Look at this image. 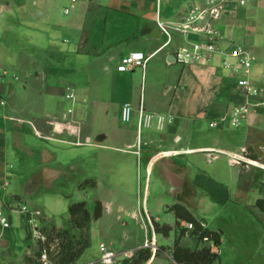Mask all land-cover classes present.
<instances>
[{"label":"crops","instance_id":"0c3cea01","mask_svg":"<svg viewBox=\"0 0 264 264\" xmlns=\"http://www.w3.org/2000/svg\"><path fill=\"white\" fill-rule=\"evenodd\" d=\"M238 1L226 0L221 17L211 22L218 34L216 54L207 62L181 66L174 62L175 52L196 42H205L206 39L193 32L185 35L174 33L170 44L163 47L165 39L157 28V20L174 26L181 24L185 21L187 12L204 7L205 0H0V13L9 12L15 22L26 29L27 38L33 39L31 43H27L28 48L18 50V57L11 67L0 70V95L8 94L15 104L13 99L16 90L13 83L20 79L18 67L24 81L18 91H22L21 93L26 92L29 79L42 82L40 73L43 67L47 70L42 73L43 77L50 73L49 70L75 72L79 69L78 64L84 67L82 63L100 68L110 80V89L120 103V121L121 109L125 104L133 109L129 123L134 124L137 145L131 156L136 157L140 167L138 173L144 169V204L147 205L151 198L163 202L167 209L173 205H181L207 228L203 219L194 217L193 208L197 200L208 197L223 206H239L243 201H248L249 206H244V210H241L244 218L241 217L242 214H238L239 224L232 230L229 248L214 247V254L218 255L220 264H264V213L255 208V202L264 199V107L247 116L239 128H234L229 123L232 110L245 102L244 92L238 87V81L246 80L253 88L262 91L256 101L264 98V0H244V6H240ZM65 10L69 12L65 14ZM18 40L16 33L13 41L17 43ZM40 44L45 45L41 50L38 48ZM234 49L241 50L252 60L248 75L242 72L239 62L229 58L230 51ZM132 53L153 55L144 73L138 69L118 73L116 66L119 61ZM38 59L45 63L39 65ZM27 61H31L35 67L32 72L22 71ZM135 71H140V89L136 87L135 78L138 74ZM159 71L163 73L160 83ZM171 74L175 76L174 79L167 77ZM158 84L164 90L163 97L167 100L164 114L152 111L153 104L146 97V87L148 96H152ZM89 90L88 82L78 80L76 84L66 87L64 97L66 99V95L71 94L73 99L70 100L80 109V106L88 102ZM140 100L145 113L150 116L151 126L138 132L136 111ZM2 104L5 102L1 101L0 106ZM15 107L16 105H12L11 112L8 110L4 119L7 123L15 122L8 115ZM67 119L64 115L63 120ZM158 119L162 120L161 124L157 123ZM32 120V123L29 121V126L34 130L35 136L54 140L53 135L49 134V126H55L57 131L60 126L57 121L44 122L39 113ZM203 120H207L208 128L210 124H214L213 128H209L214 133L210 138L205 137L204 142L193 144L190 140L192 129L197 122ZM19 130L16 125L0 126V203L11 224L8 230L0 231V264H24L25 256L32 252L26 241L28 234L24 217L19 214L14 225L8 215L11 210L16 213V202L19 201L22 205L18 196L6 192L9 178L6 168L11 166L8 167L4 162L7 139H14L16 146L20 147L22 144L19 142ZM143 132L145 138L142 143ZM80 133L64 135L74 138L72 144L76 147L91 146L92 137L86 132H82V135ZM107 138L102 136L100 141L96 138L95 141L105 142ZM32 152L29 149L28 153ZM197 158L204 159L208 165L217 163L223 166L208 172L200 169ZM224 165L231 166L232 170H228V175L222 173ZM154 169L158 175V183L151 189L150 176ZM139 177L141 176L138 174V180ZM119 188L117 220H121L120 215L123 214L135 223L143 221L140 213L137 214L134 210L130 213L123 207L129 202L126 199L127 191L122 184ZM163 193L169 201L159 199ZM143 216L144 221L146 218L153 221L147 209ZM172 216L174 225H164L175 229L176 239L178 230L176 219L173 214ZM156 221L157 219L153 222ZM185 224L181 222L179 228H184ZM42 226L45 227L43 223ZM143 226L145 235L138 233L132 237L125 230L128 225L121 222L123 234L117 245L113 241H100L97 248L92 249L89 241L88 249L75 264H98L99 245L102 243L114 253L115 261H121L127 253L133 254L141 249L148 234L147 224ZM20 233L23 241L19 239ZM183 238L194 240L189 236V231L180 239V246L190 250L202 247L196 245L191 249L183 246ZM155 239L158 251L145 264L169 263L167 261L175 264L171 258L174 242L168 247L158 244L156 234ZM203 246L211 248L213 245L205 243ZM160 259L166 260L159 261Z\"/></svg>","mask_w":264,"mask_h":264},{"label":"rangeland","instance_id":"374dc122","mask_svg":"<svg viewBox=\"0 0 264 264\" xmlns=\"http://www.w3.org/2000/svg\"><path fill=\"white\" fill-rule=\"evenodd\" d=\"M16 33L19 37L17 43L13 41V36ZM32 41L33 39L27 38L26 29L17 24L9 12H1L0 70L4 67H11L18 57V50L28 48L27 43ZM44 47L43 44L38 46L40 50ZM38 61H40L39 65L45 63L42 59H38ZM82 64L84 67H80L78 64L79 69L75 72L49 70L50 73H46L45 77L42 76V73L47 70L43 67L40 73L42 82L29 79L26 92L23 93H21L22 91L18 92L24 85L23 74L18 67L20 79L17 83H13V88L16 90V96L13 99L15 104L12 103L8 94L0 95V102H5L0 106V126L16 125L17 129L20 128L19 142L22 143L19 147L16 146L14 139H7L5 145L4 162L8 167L11 166L6 168V173L9 176L6 192L18 196L22 200V205L38 210L47 231L52 225L55 228H69L68 209L71 204L85 202L87 209L92 213L94 202L100 201L104 207L102 219L98 222L93 221L89 229L90 248L92 249H96L100 241H113L117 245L123 234L121 222L128 225L125 230L132 237L138 233L144 236L145 227L143 225L147 224L146 232L148 234L146 237L149 238L152 235V230L148 229L150 226H148L147 218L144 221L145 209L153 221L157 219L156 224L159 226L174 225L175 220L172 214L168 213V209L163 206V202H157L150 198L147 205L144 204V169L142 168L138 173L140 167L136 162V157L131 156L136 151L137 145L134 124H124L120 121V103L118 98L113 95V90L110 89V80L101 72V69L90 66L88 63ZM34 69L31 61H27L22 71L32 72ZM135 72L138 74V77L135 78L137 80L136 87L140 89V71ZM162 74V72H158V83L162 81ZM167 77L174 79L175 76L171 74ZM78 80L90 84V90L87 93L88 102L80 106V109L73 101L66 100L64 97L66 87L72 83L76 84ZM54 89L55 92H53ZM147 89L148 87H146V97L153 104L151 110L164 114L167 109V100L163 97L162 87L159 84L156 85L152 96H148ZM75 94L78 93L75 92ZM12 105H16V107L8 115L15 122L7 123L4 119ZM37 113L44 122L57 121L60 124L57 131H55V126H49V134L53 135L54 140H46L34 135L29 121L32 123V118ZM64 115L68 117L67 121L63 120ZM196 124L190 137L193 144L204 142L205 137L210 138L214 133L213 130H209L207 120ZM75 132H81V135L82 132H86L90 135L93 139L92 145L84 147L73 145L75 139L68 138L67 135H74ZM151 135L153 136V134ZM102 136L108 137L105 142L95 141V138L100 141ZM144 138L145 132L142 133V143ZM29 149L33 151L30 154L28 153ZM197 160L200 163V169L208 172L215 167L223 166L217 163L208 165L202 158H197ZM224 166L222 173L228 175V170H232L231 166ZM125 168L127 171H123ZM138 174L141 176L139 180ZM92 182H94V186ZM157 183L158 175L154 169L150 176L151 189L155 188ZM121 184L127 191L126 199L129 201L123 207L130 213L133 210L137 214L140 213L143 221L139 220L138 223H135L123 214L120 215L121 220H117L116 210ZM159 199L164 202L169 201L164 193L160 195ZM20 205L21 203L18 201L14 207ZM244 206H249L248 201H243V204L239 206L235 204L223 206L208 197H203L196 201L193 214L195 218L203 219L208 230L222 233L220 249L222 247L229 248L232 230L239 224L238 214H242L241 210H244ZM8 215L15 225L19 217L18 212H9ZM241 217L244 218V215L242 214ZM153 221L150 220V223L153 224ZM156 237L158 244L170 247L175 240V229L170 231L167 238L159 235ZM19 239L23 241L22 233L19 234ZM181 241L183 246L191 249L197 245L192 239L183 238ZM28 244L32 248L31 254L38 251V244L32 241H28ZM57 244L58 241L51 244L50 252L53 253V256L56 254L54 249ZM135 253L130 255L133 257ZM159 256L163 257V255ZM132 257L115 261V264H121L124 260H130ZM161 260L166 259L159 261ZM167 262L169 263L165 264H171L170 261Z\"/></svg>","mask_w":264,"mask_h":264},{"label":"built area","instance_id":"2783aa9c","mask_svg":"<svg viewBox=\"0 0 264 264\" xmlns=\"http://www.w3.org/2000/svg\"><path fill=\"white\" fill-rule=\"evenodd\" d=\"M225 2L226 0H205L204 7L190 9L186 14L185 21L181 24H176L175 26L162 23L157 20V28L165 39L163 47L170 44L174 33L185 35L189 32H193L195 34L203 35L206 39L205 42H196L189 47L177 50L173 55L175 63L181 66L199 64L209 61V59L216 54L218 34L212 28L211 22L221 17ZM238 2L240 6L245 5L244 0H239ZM68 12L69 10H65V14ZM152 56L153 55L144 56L142 53L129 54L119 61L116 66V71L118 73H128L138 69L141 70L143 74L147 63ZM229 58L239 62L242 72L245 75H248L252 66V60L247 56V54L243 53L239 49H234L230 51ZM223 64L226 65V62ZM237 85L244 92L245 102L242 106L234 108L230 114L229 123L234 128L241 127L247 116L251 113L255 114L260 108L264 107V98L260 101L255 100L257 97L262 95V91L253 88L246 80L238 81ZM66 99H73V96L71 94L66 95ZM136 112L138 116V132L144 127H150V116L145 113V108L141 100ZM132 114L133 109L128 104H125L121 109L122 123L128 124L131 120ZM161 122V119L157 120L158 124H161ZM213 127L214 124L209 125V128ZM15 211L24 217L30 241L36 244H44L47 240V235L46 231H44V227L42 226L43 218L41 213L37 210L30 209L26 205L18 206ZM147 221L150 229L152 230V235L149 238H145L141 249L150 252L151 255H154L158 251L157 242L153 232V226L149 219H147ZM10 227L11 224L9 218L4 212L3 205L0 203V231H6ZM184 229L191 231L192 226L190 224H185ZM210 249L213 253L215 252L214 246H211ZM99 251L100 258L98 264H115V255L109 248L101 244L99 245ZM125 257L130 258L132 255L126 254ZM39 263L52 264L47 258L46 250L41 252Z\"/></svg>","mask_w":264,"mask_h":264},{"label":"trees","instance_id":"16d2710c","mask_svg":"<svg viewBox=\"0 0 264 264\" xmlns=\"http://www.w3.org/2000/svg\"><path fill=\"white\" fill-rule=\"evenodd\" d=\"M94 186V182H92ZM255 208L264 213V199L255 202ZM103 206L100 201L94 202L93 212H89L85 202H77L71 204L68 209L69 228L57 230L51 226L46 231L47 240L44 244H38V251L25 256L24 264H40L39 259L41 252L46 250L47 258L52 264H75L89 247V229L93 221L101 218ZM176 219V229L178 236L176 237L172 249L171 258L175 264H220L217 254L211 252V249L203 246L205 243L212 244L218 248L221 244V233L210 231L203 225L202 221H198L181 205H173L168 209ZM190 224L192 230L189 236L192 237L197 245L201 248L190 250L180 246V239L186 234V229L179 228L180 223ZM154 233L163 237H168L172 230L170 226H159L155 222L152 224ZM29 237H26L28 243ZM55 256L50 252L51 244L57 242ZM151 257L150 252L146 250H138L130 260H124L121 264H145Z\"/></svg>","mask_w":264,"mask_h":264}]
</instances>
